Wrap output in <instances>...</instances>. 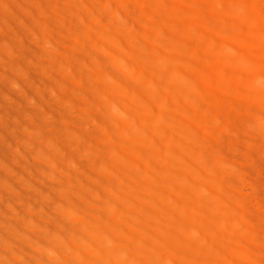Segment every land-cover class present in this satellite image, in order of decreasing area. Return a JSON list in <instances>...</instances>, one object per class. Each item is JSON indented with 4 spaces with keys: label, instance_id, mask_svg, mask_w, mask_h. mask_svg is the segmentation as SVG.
Here are the masks:
<instances>
[{
    "label": "rangeland",
    "instance_id": "374dc122",
    "mask_svg": "<svg viewBox=\"0 0 264 264\" xmlns=\"http://www.w3.org/2000/svg\"><path fill=\"white\" fill-rule=\"evenodd\" d=\"M0 264H264V0H0Z\"/></svg>",
    "mask_w": 264,
    "mask_h": 264
},
{
    "label": "bare ground",
    "instance_id": "6f19581e",
    "mask_svg": "<svg viewBox=\"0 0 264 264\" xmlns=\"http://www.w3.org/2000/svg\"><path fill=\"white\" fill-rule=\"evenodd\" d=\"M123 63V62H122ZM181 72V71H180ZM177 73H179V71L177 72ZM180 74H182V73H180ZM178 77V76H177ZM185 79V78H184ZM179 81V80H178ZM180 82H181V80H180ZM181 87V86H180ZM182 89V88H181ZM132 91H134L133 89H132ZM260 91V90H259ZM184 93H185V95L187 94V88H184ZM194 93V92H193ZM146 95V94H145ZM197 95V94H196ZM117 96H119V95H117ZM122 96V95H121ZM193 97V96H192ZM195 97V96H194ZM196 98V97H195ZM122 102H120L119 104H121ZM123 105H124V103H123ZM122 105V106H123ZM124 107V106H123ZM119 111H121V110H119ZM124 114V113H123ZM128 116V115H127ZM168 119V118H167ZM132 126H134V125H132ZM136 126V125H135ZM137 146V145H136ZM134 147H135V145H134ZM204 148V147H203ZM202 148V149H203ZM125 156V155H124ZM123 156V157H124ZM122 157V158H123ZM190 157V156H189ZM190 159V158H189ZM119 160H121V159H119ZM119 162V161H118ZM124 162V161H123ZM115 163H116V161H115ZM125 163V162H124ZM188 163H189V165H190V167H191V169L192 170H194V171H199V170H201L202 169V164H201V158H192V159H190V160H188ZM116 165H118L117 163H116ZM119 167V166H118ZM122 167H125V165L124 166H122ZM126 171V170H125ZM127 171H128V169H127ZM129 171H132L131 169H129ZM131 173V172H130ZM160 174V173H159ZM158 174V175H159ZM188 174V173H187ZM136 175V174H135ZM172 179H174V178H172ZM171 179V180H172ZM191 179V178H190ZM175 180V179H174ZM193 181L195 182V183H198V184H200V183H202V181L201 182H199L198 180H197V178H195V179H193ZM182 193L183 192H185V190L182 188V187H180V189H179ZM180 191H178V194L177 195H179V193H181ZM199 191L200 192H203L204 190H203V185H199ZM203 194H204V192H203ZM230 195V194H229ZM231 196V195H230ZM226 197V196H225ZM168 198V197H167ZM231 198V197H230ZM229 198V199H230ZM209 199V198H208ZM226 200V199H225ZM173 201V200H172ZM176 201L177 202H179V203H181L180 202V200L179 199H176ZM219 201V200H218ZM224 201V200H223ZM167 203V202H166ZM216 204L218 203V202H215ZM171 204H172V202H171ZM206 205H208V206H210V201L208 200V203L206 204ZM212 205V204H211ZM224 205V204H223ZM223 205H221V206H223ZM171 206V205H170ZM213 206V205H212ZM218 206V205H217ZM180 207L181 208H183V210L185 211V212H191V213H193V211L192 210H190V208H189V206H188V204H184V203H181V205H180ZM201 208V207H200ZM203 208V207H202ZM205 209V208H204ZM203 209V210H204ZM164 210V209H163ZM163 210L161 211V212H163ZM172 210H174V209H172ZM176 210V209H175ZM200 210H202V209H200ZM109 211L110 210H108V213H109ZM175 212V211H174ZM168 214H170V213H168ZM66 215V214H65ZM109 215H111V213L109 214ZM217 215V214H216ZM222 215V214H221ZM112 216V215H111ZM144 217V216H143ZM223 217H224V215H223ZM222 216L221 217H219V219L220 218H223ZM229 217V216H228ZM234 217V216H233ZM232 216H231V218H233ZM194 218H198V220H200V219H202L203 220V222H198V224H199V229H200V232H201V234H206V233H209V234H211V236H212V234H213V225H211L210 223L212 222V219H210V217L209 216H207V215H205V214H203V215H200V216H194ZM230 218V217H229ZM136 219V218H135ZM134 219V220H135ZM225 219V218H224ZM235 219H238V218H236L235 217ZM228 220V219H227ZM139 221V220H138ZM154 221V220H153ZM169 221V219L167 220V222ZM152 222V221H151ZM227 222V221H226ZM234 222H235V220H234ZM233 222V223H234ZM152 223H154V222H152ZM193 223V222H192ZM225 223V222H224ZM224 223H223V225L222 226H224ZM137 224V223H136ZM189 224H191V222L189 223ZM197 224V225H198ZM195 225V224H194ZM193 225V226H194ZM216 225V224H215ZM233 225V224H232ZM135 226V225H134ZM192 226V225H191ZM190 226V227H191ZM218 226V225H217ZM189 227V229H192V228H190ZM197 227V226H196ZM216 228V227H215ZM106 229V228H105ZM198 229V228H197ZM224 229V228H223ZM238 229V228H237ZM106 230H108V229H106ZM216 230V229H215ZM190 231V230H189ZM236 231H238V230H236ZM107 232V231H106ZM161 232V231H160ZM217 234V233H216ZM160 236V235H159ZM201 237V236H200ZM213 237H214V235H213ZM164 238H166V237H164ZM218 238V237H217ZM79 239H77V241H78ZM88 241V240H87ZM86 241V242H87ZM90 241V240H89ZM213 241V240H212ZM95 242V241H94ZM98 242L99 241H97V242H95V243H97L98 244ZM103 242H106V241H104V240H102V239H100V244H102ZM52 243V242H51ZM130 243V242H129ZM135 243V242H134ZM106 244H108V242L106 243ZM78 245V244H77ZM80 247L82 246L83 247V245H79ZM85 246V245H84ZM217 246H219V245H217ZM221 246V245H220ZM219 246V247H220ZM86 247H87V244H86ZM89 249V248H88ZM88 249H86V250H88ZM214 249V248H213ZM82 250H85V249H83L82 248ZM118 250H121V249H118ZM128 250V249H127ZM117 251V250H116ZM122 251V250H121ZM125 251H126V249H125ZM184 251V250H183ZM224 251V250H223ZM229 251V250H228ZM122 252H124V251H122ZM182 253H184V252H182ZM227 253V252H226ZM160 255V254H159ZM135 257H138V255L136 256V255H134ZM168 256L169 257H173L172 255L170 256V254H168ZM117 257V256H116ZM208 257V256H207ZM139 259H140V257H138ZM132 260V259H131ZM158 260V259H157ZM178 260V259H177ZM159 261H161V260H159ZM149 262V261H148ZM169 262V261H168ZM229 262V261H228ZM227 262V263H228ZM151 263V262H150Z\"/></svg>",
    "mask_w": 264,
    "mask_h": 264
}]
</instances>
